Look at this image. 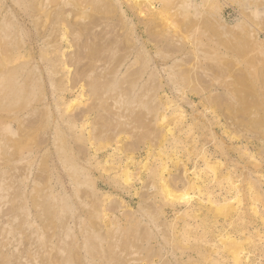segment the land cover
Instances as JSON below:
<instances>
[{
  "label": "rangeland",
  "instance_id": "obj_1",
  "mask_svg": "<svg viewBox=\"0 0 264 264\" xmlns=\"http://www.w3.org/2000/svg\"><path fill=\"white\" fill-rule=\"evenodd\" d=\"M139 1L0 0V264H264V0Z\"/></svg>",
  "mask_w": 264,
  "mask_h": 264
},
{
  "label": "bare ground",
  "instance_id": "obj_2",
  "mask_svg": "<svg viewBox=\"0 0 264 264\" xmlns=\"http://www.w3.org/2000/svg\"><path fill=\"white\" fill-rule=\"evenodd\" d=\"M133 1V0H132ZM135 2V1H134ZM133 2V3H134ZM141 1H139V3H140ZM133 3H131V4H133ZM142 4H140V5H138V6H140V7H142V6H145V7H148L149 5H150V2H149V0H147V1H145L144 3L143 2H141ZM136 4V3H135ZM134 6V5H133ZM132 6V7H133ZM151 6V5H150ZM139 7V8H140ZM149 8V7H148ZM138 9V8H137ZM91 15H93V14H91ZM93 17H94V15H93ZM96 17V16H95Z\"/></svg>",
  "mask_w": 264,
  "mask_h": 264
}]
</instances>
